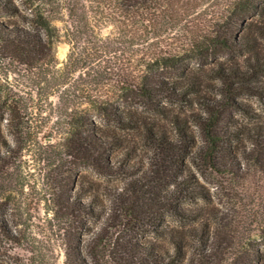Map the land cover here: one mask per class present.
Wrapping results in <instances>:
<instances>
[{"label": "trees", "instance_id": "obj_1", "mask_svg": "<svg viewBox=\"0 0 264 264\" xmlns=\"http://www.w3.org/2000/svg\"><path fill=\"white\" fill-rule=\"evenodd\" d=\"M0 8L19 11L13 0ZM64 9L69 51L61 64L56 29L43 13L27 17L43 31L7 29L20 58L44 67V86L14 97L8 119L30 147L55 115L62 151L73 160V175H58L51 208L53 220L73 225L63 233L64 264H182L191 241L192 264H203L223 226H212L220 218L206 180L228 187L244 172L239 155L252 150L240 149L244 138L257 160L264 156V121L245 129L233 113L256 117L243 93L264 104V0H65ZM244 52L243 60L233 56ZM194 104L190 121L201 143L182 115ZM141 149L148 167L136 157ZM83 166L124 179L98 182ZM169 217L177 226L165 224ZM147 231L157 238H142ZM25 237L27 264H51L49 235ZM21 240L0 217V241ZM254 250L239 262L264 264V251Z\"/></svg>", "mask_w": 264, "mask_h": 264}, {"label": "rangeland", "instance_id": "obj_2", "mask_svg": "<svg viewBox=\"0 0 264 264\" xmlns=\"http://www.w3.org/2000/svg\"><path fill=\"white\" fill-rule=\"evenodd\" d=\"M64 1L13 0L19 9L17 13L0 8V217L8 219L13 234L21 239L23 237L21 244L0 241V264L28 263L31 253L23 241H26L25 234L30 237L31 231L39 238L45 234L49 235L51 251H47V255L51 258V264H64L65 261L63 233L73 225L53 220L51 208L56 202V194L60 191L58 175H61V172L63 176L73 175V160L62 151L64 149L60 143V132L63 128L54 123L55 115L44 126L40 143H34L30 147L20 141L18 128L8 119V105L13 102L14 97L26 95L27 92L36 93L44 86V67L38 62L22 60L9 41L7 33V29L12 26L36 27L43 31V27L27 18L36 16L38 12L43 13L56 29L53 36L54 54L59 64L63 63L69 51V44L64 38ZM261 43V49L264 51V39ZM247 55L248 52H244L233 56L243 60ZM258 76L264 81V71ZM208 94L222 96L217 90H211ZM239 98L249 103L253 112L257 113L254 117L233 111L240 127L248 129L257 122L264 121V104L259 96L243 93ZM50 100L54 103L57 98L53 96ZM199 107L197 104L184 107L182 115L188 119L190 129L197 134L201 143L200 128L190 121L191 113L198 111ZM51 133L53 136H49ZM239 146L240 149H252L247 156L239 155V163L244 172L234 178L228 187L210 177V180H206L213 192V201L209 207H214L220 218L218 222L215 219L212 226L216 227L218 223L223 226L217 238L211 239L210 246L214 245V248L203 264H241L239 261H247L255 252L254 249L264 251V156L261 155L257 160L259 150L245 138L239 142ZM145 151L141 149L136 157H141L145 167H148L150 162ZM80 171L98 182L115 186L120 185L124 179L118 172L103 174L89 166L81 167ZM31 213L35 224L28 228L29 226L23 223L31 217ZM165 224L168 227L177 226V222L171 217L167 218ZM141 237L157 238L155 233L149 231L142 233ZM195 243L191 241L188 244L182 264H192L196 257Z\"/></svg>", "mask_w": 264, "mask_h": 264}]
</instances>
